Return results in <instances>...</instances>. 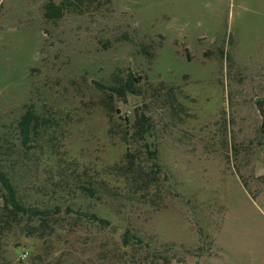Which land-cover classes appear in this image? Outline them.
<instances>
[{"label":"rangeland","instance_id":"1","mask_svg":"<svg viewBox=\"0 0 264 264\" xmlns=\"http://www.w3.org/2000/svg\"><path fill=\"white\" fill-rule=\"evenodd\" d=\"M48 1L0 0V159L51 211L0 186V264H264V0Z\"/></svg>","mask_w":264,"mask_h":264},{"label":"trees","instance_id":"2","mask_svg":"<svg viewBox=\"0 0 264 264\" xmlns=\"http://www.w3.org/2000/svg\"><path fill=\"white\" fill-rule=\"evenodd\" d=\"M66 9L65 3H56L54 0H50L45 5V16L47 19L54 20L59 19ZM98 85L120 93V89L115 86H103L100 83ZM124 92V91H123ZM264 102L259 101L258 107L263 116L262 130L264 132ZM42 127L41 117L35 112L33 108H28L23 114L18 124L19 136L22 147H27L30 143L36 142L40 137V128ZM3 160L0 159V186L4 190V199L6 204L3 205V209L11 211V214L15 217L18 215L25 216H38L40 219H48L51 217V211L41 209L39 206L25 205L18 197V190L15 183L7 175L3 165ZM81 189L85 192L91 193L89 186H82ZM85 218L91 221L107 223L106 220L99 217L96 214L84 215ZM47 224V223H46ZM49 225V224H48ZM43 232V231H41ZM129 236L126 234V241L129 240Z\"/></svg>","mask_w":264,"mask_h":264},{"label":"built area","instance_id":"3","mask_svg":"<svg viewBox=\"0 0 264 264\" xmlns=\"http://www.w3.org/2000/svg\"><path fill=\"white\" fill-rule=\"evenodd\" d=\"M27 255H28V252L27 251H25L23 254H22V256L25 258V257H27Z\"/></svg>","mask_w":264,"mask_h":264}]
</instances>
